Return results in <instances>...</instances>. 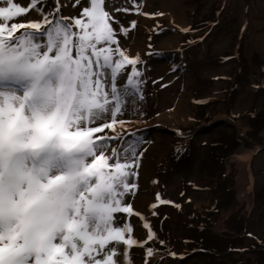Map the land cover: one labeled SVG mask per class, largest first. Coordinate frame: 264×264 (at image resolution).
I'll list each match as a JSON object with an SVG mask.
<instances>
[{
    "label": "snow or ice",
    "instance_id": "obj_1",
    "mask_svg": "<svg viewBox=\"0 0 264 264\" xmlns=\"http://www.w3.org/2000/svg\"><path fill=\"white\" fill-rule=\"evenodd\" d=\"M42 2L0 0V264H130V248L147 241L119 214L140 215L125 198L142 153L118 143L119 117L134 102L139 57L120 47L129 29L114 27L107 0H84L71 18L58 7L44 15ZM32 11L41 19L20 21Z\"/></svg>",
    "mask_w": 264,
    "mask_h": 264
},
{
    "label": "rangeland",
    "instance_id": "obj_2",
    "mask_svg": "<svg viewBox=\"0 0 264 264\" xmlns=\"http://www.w3.org/2000/svg\"><path fill=\"white\" fill-rule=\"evenodd\" d=\"M15 2L27 6L29 0ZM83 5L84 0H43L38 7L44 15L58 7L59 17L71 18ZM106 7L119 20L117 30L129 29L117 38L129 57H139L141 73L134 102L130 98L119 117L126 123L118 142L142 153L138 175L132 177L137 188L125 198L140 215H119L132 227L134 239L152 242L153 253L145 256L147 242L132 246L130 264H147L149 258L151 264H200L188 244L202 223L233 238L230 264L255 261L253 243L264 234V125L251 140L246 137L251 114L264 124V0H107ZM124 8L130 11H114ZM40 19V12L32 11L20 21ZM127 71L119 76L120 88L126 86ZM172 96L178 98L179 113L163 117L172 109ZM229 134L241 143L220 172L232 203L213 213L209 190L216 182L210 177L215 161H209V150L219 136ZM173 148L179 151L168 159ZM167 159L170 165L151 186L154 171ZM198 213L211 219L202 221ZM147 219L152 240L142 227Z\"/></svg>",
    "mask_w": 264,
    "mask_h": 264
},
{
    "label": "trees",
    "instance_id": "obj_3",
    "mask_svg": "<svg viewBox=\"0 0 264 264\" xmlns=\"http://www.w3.org/2000/svg\"><path fill=\"white\" fill-rule=\"evenodd\" d=\"M187 39L188 38L185 40ZM257 117L258 115H250L251 121L254 122L251 123L252 131L246 137L247 140H251L252 136H256L259 129H261L264 125L263 123L259 124L260 120L257 119ZM240 144V141L234 136V134L223 135L219 136V138L212 143L209 150V161L212 163L215 161L214 167L210 164V168L213 167L210 177L214 178L213 180L216 181L213 183L214 187L210 188L209 190L211 192L210 194H212L211 199L214 200L213 209L215 212L213 213L218 212L220 208L227 210L228 207L226 206L230 205V202L232 201V196L230 190L228 189L229 187L227 185V181L225 180L226 175L220 172L223 170V165L226 159L231 155H234ZM177 149L178 148H173L170 154L167 155V158L170 159L171 155L174 156L175 153L178 152ZM182 149L183 145L181 144L180 150ZM168 159L165 162L162 161L159 164L157 170L154 171L151 186L156 187L160 174H163L162 172H164L168 165H170L168 164ZM223 206H225V209ZM198 214L200 215L202 221L211 219V217L208 218L206 214ZM189 239L190 243L188 244V248L198 254L200 264H230L229 256L234 246L231 244L233 238L227 237L223 234H215L211 231L210 225L207 223H202L199 231H193ZM151 243L148 244L147 242L146 245H144L145 255L148 248L152 249ZM253 249L257 254V258L255 261L248 262L246 264H264V234L260 239L254 240ZM150 259L151 258L147 260V264H151Z\"/></svg>",
    "mask_w": 264,
    "mask_h": 264
},
{
    "label": "bare ground",
    "instance_id": "obj_4",
    "mask_svg": "<svg viewBox=\"0 0 264 264\" xmlns=\"http://www.w3.org/2000/svg\"><path fill=\"white\" fill-rule=\"evenodd\" d=\"M171 1V0H170ZM174 2V1H173ZM172 2V3H173ZM135 10V9H134ZM169 11V10H168ZM173 11V10H172ZM138 12H140V11H138ZM169 14V13H168ZM167 17H170V19H172V20H175V21H179V16H175V15H173V14H170V16L168 15ZM169 20V19H168ZM131 21V20H130ZM172 22V21H171ZM133 35V34H132ZM257 39L256 38H254V41H256ZM136 41V40H135ZM169 42V39L167 40H165V41H162V44H164L165 42ZM177 100H178V98H177ZM176 99H175V97L174 96H172V99H171V103H170V107L172 108V109H170V112H164V114H163V117H165V116H168V115H172V116H174V115H176V114H178L179 112H177V108H178V106H177V103H178V101H177ZM163 106V105H162ZM168 107V106H167ZM166 107V108H167ZM182 117V116H181ZM156 118V117H155ZM180 118V117H179ZM156 119H159V118H156Z\"/></svg>",
    "mask_w": 264,
    "mask_h": 264
}]
</instances>
